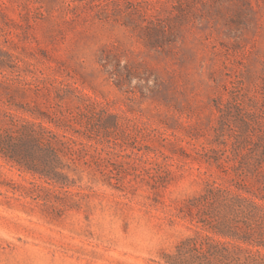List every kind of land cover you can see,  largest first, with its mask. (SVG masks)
<instances>
[{"label":"rangeland","instance_id":"obj_1","mask_svg":"<svg viewBox=\"0 0 264 264\" xmlns=\"http://www.w3.org/2000/svg\"><path fill=\"white\" fill-rule=\"evenodd\" d=\"M24 102L65 177L0 156V264H164L209 185L264 196V0H0Z\"/></svg>","mask_w":264,"mask_h":264},{"label":"trees","instance_id":"obj_2","mask_svg":"<svg viewBox=\"0 0 264 264\" xmlns=\"http://www.w3.org/2000/svg\"><path fill=\"white\" fill-rule=\"evenodd\" d=\"M17 91L25 96L27 90ZM20 108L32 119L0 112L6 126L0 130V156L32 175L39 173L47 178V184L59 183L65 177L59 171L60 153L54 149L52 161L47 163L44 151L51 145L43 144V135L37 132V113L30 102ZM68 150L74 155L72 146ZM47 166L49 171H44ZM187 209L189 213L195 210L194 234L165 254L164 264H264L263 195H252L236 183L226 187L209 185Z\"/></svg>","mask_w":264,"mask_h":264}]
</instances>
